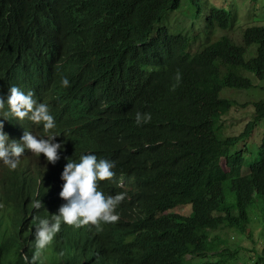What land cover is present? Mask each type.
Segmentation results:
<instances>
[{"label": "trees", "instance_id": "16d2710c", "mask_svg": "<svg viewBox=\"0 0 264 264\" xmlns=\"http://www.w3.org/2000/svg\"><path fill=\"white\" fill-rule=\"evenodd\" d=\"M182 4L0 0V46L9 41L2 74L14 70L15 61H44L45 69H60L52 89L66 90L60 77L67 76L69 85L86 92L89 101L75 104L92 113L88 134L61 155L74 147L108 155L115 176L103 190L126 193L120 219L100 231L62 224L46 264H225L236 254L217 232L246 235L256 211L264 237V137L247 172L246 151L232 153L264 121V99L253 104L254 116L239 134L220 138L215 130L237 105L221 96L223 89L257 88L225 66L264 82V25L244 28L240 43L227 35L190 53L187 36L164 22ZM209 5L204 22L228 29L232 13ZM252 45L256 53L247 58ZM108 96L120 102L106 110ZM137 111L151 119L137 125ZM25 184L0 181V264H23L21 253L31 254L34 217L50 216L64 202L51 204L58 185L53 174ZM34 199L41 200L40 209L32 207ZM182 207L189 213L174 212ZM255 258L254 264H264V247Z\"/></svg>", "mask_w": 264, "mask_h": 264}, {"label": "clouds", "instance_id": "9594fccd", "mask_svg": "<svg viewBox=\"0 0 264 264\" xmlns=\"http://www.w3.org/2000/svg\"><path fill=\"white\" fill-rule=\"evenodd\" d=\"M202 24L213 26L204 20L197 25ZM184 33L175 34L187 36L188 51L192 53L190 35ZM8 42L0 46V181L8 180L25 188V179L34 180L47 174L55 176L58 185L51 204L54 200L55 204L64 202L50 216L34 217L36 224L29 245L31 254L21 253L23 264H46V253L62 224L100 231L104 223L114 224L120 219L118 208L126 193L113 195L103 190V182L115 176L116 163L108 155L93 150L80 151L77 147L61 155L63 149L88 134L92 113L89 107L83 110L75 104L76 99L89 101L87 93L80 90L85 93L82 94L73 84L69 85L67 76L60 77V85L68 86L66 90L52 89L60 69H45L44 61H15V69L5 74L10 77L5 84L2 62L9 54ZM175 81L176 84L180 82L179 72ZM119 102L117 96H108L102 105L108 110ZM150 119L149 112L135 113L137 125ZM249 165L247 160L245 172ZM31 204L34 209L42 207L40 199L32 200ZM255 213L258 214L256 211L253 215Z\"/></svg>", "mask_w": 264, "mask_h": 264}, {"label": "rangeland", "instance_id": "374dc122", "mask_svg": "<svg viewBox=\"0 0 264 264\" xmlns=\"http://www.w3.org/2000/svg\"><path fill=\"white\" fill-rule=\"evenodd\" d=\"M211 4L214 7L224 8L232 13V20L228 29H221L217 25L209 26L201 24L209 12ZM208 5L210 6L209 8ZM202 12L197 16L198 12ZM197 16V17H196ZM195 19V20H194ZM166 24H168L173 33L187 32L190 35V51L195 53L202 49L206 44L220 38L222 35H229L235 42L242 41V33L244 28L251 25H264V0H197L192 3L191 0H183L182 7L176 11L171 10L166 15ZM194 22H196L194 24ZM256 45L249 47L246 54L247 58H251L256 53ZM225 72H235L238 75L250 78L257 84L256 89L251 90H234L224 88L221 96L229 98L237 105H234L231 111L224 116L222 124L218 123L215 130L220 138L234 136L243 131L245 125L253 118V104L264 99V82H259L250 72L243 69L225 66ZM243 105V106H242ZM264 137V121L257 127L253 137L237 146L235 151H246L248 163H252L256 157L259 147ZM248 147L251 153L248 152ZM222 166L227 170L225 159L222 160ZM189 207L177 208L176 213L188 214ZM253 223L248 227L247 234L237 233L228 228L218 231L221 238L228 241L229 246L235 257L228 260L225 264H254L256 252L264 247L263 228L259 214L255 213Z\"/></svg>", "mask_w": 264, "mask_h": 264}]
</instances>
